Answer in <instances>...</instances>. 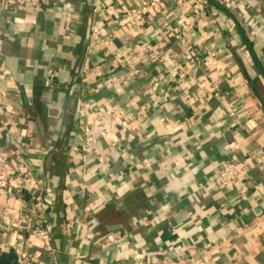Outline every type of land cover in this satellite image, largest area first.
<instances>
[{
  "label": "crops",
  "instance_id": "1",
  "mask_svg": "<svg viewBox=\"0 0 264 264\" xmlns=\"http://www.w3.org/2000/svg\"><path fill=\"white\" fill-rule=\"evenodd\" d=\"M232 1L239 17L217 0L207 17L160 0L163 17L128 30L117 0H43L38 10L0 0V139L18 187L0 188V241L21 191L42 199L53 264H264V0ZM94 6L111 14L100 36ZM166 24L182 29L186 57H142L144 42L169 38ZM103 105L123 108L128 127L99 142L112 149L101 175L70 152ZM232 153L245 164L226 187L214 172ZM0 259L18 264L6 247Z\"/></svg>",
  "mask_w": 264,
  "mask_h": 264
},
{
  "label": "built area",
  "instance_id": "2",
  "mask_svg": "<svg viewBox=\"0 0 264 264\" xmlns=\"http://www.w3.org/2000/svg\"><path fill=\"white\" fill-rule=\"evenodd\" d=\"M117 1L119 10L116 16L128 30L140 28L142 21L148 16H164L160 6V0ZM176 1L181 5H188L191 11L198 16H208V0ZM217 1L224 9L234 14L232 11L236 6L232 0ZM1 2L5 5V8L29 7L38 10L43 6V0H1ZM92 11L95 18L91 27V35L100 36L111 14L107 8L99 9L95 6ZM165 27H167L166 30L169 33V38L166 37V40L158 39L154 42H144L141 46L142 57L161 64L176 62L180 57H186V48L184 49L183 46L182 29L180 26L166 24ZM173 40H176V42L182 46L184 52L175 53L171 50L172 48L169 44ZM124 62L127 63L126 60ZM218 87L219 80L217 78L212 79L207 87L209 94H214ZM150 95L154 100L155 92L152 91ZM146 105H148V103ZM126 116L124 109L121 107L101 106L90 118L89 122L82 127L79 143L72 146L70 158L73 159L74 155L85 154L94 163L96 172L104 175L108 169L107 157L112 153V149L109 147L106 150H102L99 147V142L105 140L115 130H126L128 127ZM20 134L24 135V132L21 131ZM20 142V145L24 147L25 143L23 141ZM244 164V161L240 160L236 154H230V156L216 168L214 172L216 182L226 187L236 185L241 177ZM8 165L7 147H5V144L0 139V188L8 185L17 187L10 179L11 173L7 170ZM18 170L20 173L25 172L24 167H18ZM23 194V192H19V195L24 198L23 206L12 216L8 235L5 239L0 241V249L4 247L11 249L15 254L18 264H36V258L39 254L38 248L26 244V240H28L27 236H31L41 243V248L48 254V264H53L58 250L52 245V236L48 229V223L44 220V204L42 199L39 198V196L31 195L26 197L25 195L23 196ZM86 208H88V206H86ZM0 212L5 214L4 208H0ZM87 215L89 216V213H87L86 216ZM129 264H170V262L168 258L158 262L147 258H137Z\"/></svg>",
  "mask_w": 264,
  "mask_h": 264
},
{
  "label": "trees",
  "instance_id": "3",
  "mask_svg": "<svg viewBox=\"0 0 264 264\" xmlns=\"http://www.w3.org/2000/svg\"><path fill=\"white\" fill-rule=\"evenodd\" d=\"M228 12V11H227ZM240 34H241V36H242V38H243V40H245L246 41V43H247V45L248 46H253V44H252V42L251 41H249V39L247 38V36L245 35V31L242 29V28H240ZM259 62V61H258ZM259 71H260V75L262 76V78L264 79V67L262 66V64L259 62ZM254 87V86H253ZM254 90H255V88H254ZM256 91V90H255ZM5 261L3 262V261H1V259H0V264H16L15 262H12V261H10V259H4ZM18 263V262H17Z\"/></svg>",
  "mask_w": 264,
  "mask_h": 264
},
{
  "label": "rangeland",
  "instance_id": "4",
  "mask_svg": "<svg viewBox=\"0 0 264 264\" xmlns=\"http://www.w3.org/2000/svg\"><path fill=\"white\" fill-rule=\"evenodd\" d=\"M237 17H239V15H238V11H237V7H235L234 9H233V11H232ZM242 22H243V20H242Z\"/></svg>",
  "mask_w": 264,
  "mask_h": 264
}]
</instances>
